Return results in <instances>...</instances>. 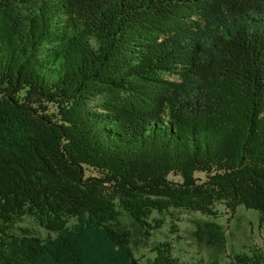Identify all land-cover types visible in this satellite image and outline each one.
I'll return each mask as SVG.
<instances>
[{
    "label": "trees",
    "instance_id": "16d2710c",
    "mask_svg": "<svg viewBox=\"0 0 264 264\" xmlns=\"http://www.w3.org/2000/svg\"><path fill=\"white\" fill-rule=\"evenodd\" d=\"M216 203L264 223V0H0V264H141L122 215Z\"/></svg>",
    "mask_w": 264,
    "mask_h": 264
},
{
    "label": "rangeland",
    "instance_id": "374dc122",
    "mask_svg": "<svg viewBox=\"0 0 264 264\" xmlns=\"http://www.w3.org/2000/svg\"><path fill=\"white\" fill-rule=\"evenodd\" d=\"M195 177L205 179V175L201 173L195 174ZM169 179L180 182L177 177L170 176ZM213 211L215 216L172 209L161 217L162 227L154 231L147 241L142 239L137 225L126 215H122L121 221L131 232L135 257L141 264L153 259L155 254L152 250L160 243L167 244L171 258L181 264H207L215 260L227 264L234 254L251 256L253 252L264 253V223L259 224V214L256 211L239 206L232 213L222 203H216ZM153 217L158 216L154 214ZM211 224L219 228H213ZM20 226L44 239L54 236L32 218H24ZM214 232L221 233L224 238L222 243L217 240Z\"/></svg>",
    "mask_w": 264,
    "mask_h": 264
}]
</instances>
